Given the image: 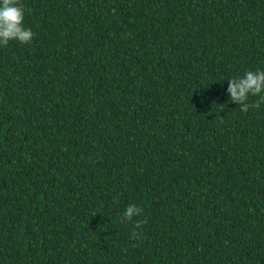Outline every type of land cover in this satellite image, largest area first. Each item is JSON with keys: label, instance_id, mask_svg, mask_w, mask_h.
Listing matches in <instances>:
<instances>
[{"label": "trees", "instance_id": "16d2710c", "mask_svg": "<svg viewBox=\"0 0 264 264\" xmlns=\"http://www.w3.org/2000/svg\"><path fill=\"white\" fill-rule=\"evenodd\" d=\"M22 3L32 42L0 45V264H264V104L227 92L264 70V0Z\"/></svg>", "mask_w": 264, "mask_h": 264}, {"label": "clouds", "instance_id": "9594fccd", "mask_svg": "<svg viewBox=\"0 0 264 264\" xmlns=\"http://www.w3.org/2000/svg\"><path fill=\"white\" fill-rule=\"evenodd\" d=\"M25 6L22 0H0V45L6 46L11 40L29 44L32 42L34 32L24 26ZM227 92L232 102L240 105L241 111L247 113L250 108H260L264 104V70L247 71L242 77L228 80ZM249 96L259 97L254 103H247ZM142 208L136 204H129L122 217L121 223L132 221L139 216ZM142 226L141 221L134 225L132 237L140 238L137 231Z\"/></svg>", "mask_w": 264, "mask_h": 264}]
</instances>
